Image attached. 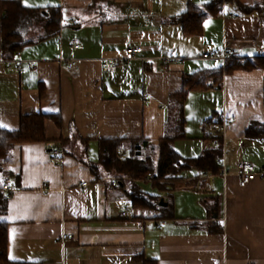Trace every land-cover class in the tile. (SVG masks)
Segmentation results:
<instances>
[{
	"label": "crops",
	"instance_id": "1",
	"mask_svg": "<svg viewBox=\"0 0 264 264\" xmlns=\"http://www.w3.org/2000/svg\"><path fill=\"white\" fill-rule=\"evenodd\" d=\"M29 8H60L57 37L25 47L11 62L0 54V128L19 129L21 116L59 115L62 127L47 121L51 143L18 145L11 171L16 191L8 211V259L34 264H264V177L245 188L237 167L243 161L264 171V138L246 137L252 122L264 125V71L237 70L223 88L191 93L185 105L186 139L175 143L183 158H199L208 147L206 121L233 116L224 133L226 177L184 172L173 189L141 190L171 202L175 219L133 208L109 179L68 155L97 160V142L106 139L158 141L166 133L170 97L182 91L183 77L224 67L203 55L232 49L253 61L264 50V15L245 14L264 0H234L208 18L200 37H186L171 19L188 4L210 0H21ZM79 48L75 49L74 45ZM142 52L127 65L104 69L103 61ZM76 60L71 71L65 61ZM72 126L82 140L72 137ZM60 155L53 156L54 149ZM86 184V186H83ZM216 205V207H215ZM129 209L127 217L120 213ZM218 224L222 234H211ZM72 235L70 241L62 236Z\"/></svg>",
	"mask_w": 264,
	"mask_h": 264
},
{
	"label": "trees",
	"instance_id": "2",
	"mask_svg": "<svg viewBox=\"0 0 264 264\" xmlns=\"http://www.w3.org/2000/svg\"><path fill=\"white\" fill-rule=\"evenodd\" d=\"M102 0H93L96 4ZM235 3L234 0H210L203 6L189 3L187 11L171 19L172 23L181 25L186 37H200L204 33V24L208 18L217 17L224 5ZM245 14L260 13L264 15V4L254 7H243L237 4ZM62 29V13L60 8H29L21 0H0V54L5 62L13 61L16 56L28 46L36 45L57 37ZM239 59L228 62L224 67L201 70L183 77L182 91L170 97L168 104V121L166 133L158 141L148 139H106L97 142V160L87 159V154L78 156L70 148L67 154L85 163L97 180L113 178L118 183L117 189L129 199L133 208L154 210L161 213V218L175 219V208L171 202L167 207L160 206V197L141 190V184L151 185L160 193L173 189L174 183L184 172L195 169L199 176L220 175L222 165L219 159L223 157V149L210 148L199 158H183L175 149V143L186 139L185 135V105L191 93H201L212 89H222L226 76L237 70L264 71V57L253 61ZM53 121L62 127V118L58 115L43 113L21 116L19 129L8 131L0 128V215L8 211L12 193L4 191V183L13 178L11 162L14 148L18 145L33 143H51L47 137L46 123ZM213 118L206 121L205 131L212 125ZM69 140H60L64 145L69 141L80 140L85 146L88 142L82 140L73 129ZM220 145L223 136L216 132L207 135ZM246 137L264 138V125L252 122L246 130ZM216 207V205H215ZM8 224L0 223V264H34L12 263L8 259ZM211 234H222L223 229L218 224L208 227ZM143 264H157L156 261L137 258Z\"/></svg>",
	"mask_w": 264,
	"mask_h": 264
},
{
	"label": "built area",
	"instance_id": "3",
	"mask_svg": "<svg viewBox=\"0 0 264 264\" xmlns=\"http://www.w3.org/2000/svg\"><path fill=\"white\" fill-rule=\"evenodd\" d=\"M75 49H78L79 46L76 44L74 45ZM142 52L141 48H128L127 49V57L121 58V59H108L103 61V67L104 69L109 68H116L120 67L122 65L131 64ZM261 57H264V50L261 51ZM239 57L235 54L234 50L232 49H224L221 51H215L211 53H206L203 55V59L210 60V61H220L225 66L228 62L238 59ZM240 63H244V60L241 58L239 59ZM69 70L71 71H78L79 70V62L76 60H70L64 62ZM235 118L233 116H228L226 113H223L219 116H215L213 118V123L210 126V131L212 134L219 132L223 136V142L220 145L215 139L208 138V149L210 148H218L221 147L223 149V157L219 159V163L222 165L221 175L223 177H226L228 175V172L225 168V146H224V133L226 131V128L228 125L233 122ZM53 156L56 158L58 155H60V150L54 149L52 151ZM237 175L239 178V185L241 188H245L253 181L263 178L264 177V171H259L257 168L248 161L241 162L237 167ZM112 181V186L117 187L118 183L115 179L110 178ZM83 186H86V184H83ZM16 183L12 179H7L4 183V191L6 193H14L16 191ZM129 212V209H125L120 213L121 217H127V214ZM73 239L72 235H64L62 236V241H70Z\"/></svg>",
	"mask_w": 264,
	"mask_h": 264
},
{
	"label": "water",
	"instance_id": "4",
	"mask_svg": "<svg viewBox=\"0 0 264 264\" xmlns=\"http://www.w3.org/2000/svg\"><path fill=\"white\" fill-rule=\"evenodd\" d=\"M160 206L167 207V204L164 201H161Z\"/></svg>",
	"mask_w": 264,
	"mask_h": 264
},
{
	"label": "rangeland",
	"instance_id": "5",
	"mask_svg": "<svg viewBox=\"0 0 264 264\" xmlns=\"http://www.w3.org/2000/svg\"><path fill=\"white\" fill-rule=\"evenodd\" d=\"M142 188L145 189V185H142ZM161 201H164V200H160V202H161Z\"/></svg>",
	"mask_w": 264,
	"mask_h": 264
}]
</instances>
